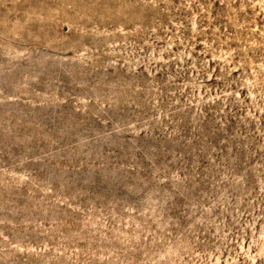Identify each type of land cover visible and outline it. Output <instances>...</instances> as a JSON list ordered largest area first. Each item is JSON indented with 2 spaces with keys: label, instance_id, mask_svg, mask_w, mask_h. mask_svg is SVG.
Segmentation results:
<instances>
[{
  "label": "rangeland",
  "instance_id": "374dc122",
  "mask_svg": "<svg viewBox=\"0 0 264 264\" xmlns=\"http://www.w3.org/2000/svg\"><path fill=\"white\" fill-rule=\"evenodd\" d=\"M0 264H264V0H0Z\"/></svg>",
  "mask_w": 264,
  "mask_h": 264
}]
</instances>
